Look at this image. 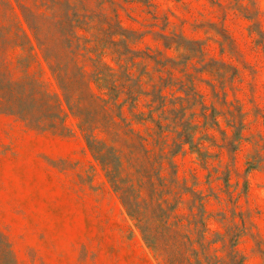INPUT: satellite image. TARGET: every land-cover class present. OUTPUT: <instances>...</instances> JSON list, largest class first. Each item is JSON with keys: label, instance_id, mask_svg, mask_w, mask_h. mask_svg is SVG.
<instances>
[{"label": "rangeland", "instance_id": "1", "mask_svg": "<svg viewBox=\"0 0 264 264\" xmlns=\"http://www.w3.org/2000/svg\"><path fill=\"white\" fill-rule=\"evenodd\" d=\"M0 27L64 117L0 113V264H264V0H0Z\"/></svg>", "mask_w": 264, "mask_h": 264}, {"label": "trees", "instance_id": "2", "mask_svg": "<svg viewBox=\"0 0 264 264\" xmlns=\"http://www.w3.org/2000/svg\"><path fill=\"white\" fill-rule=\"evenodd\" d=\"M25 37V43H30L28 37ZM6 40V35L3 34L0 43L5 44ZM0 113L17 116L41 130L58 131L64 128L61 102L55 93L37 78L12 82L1 70ZM56 119H59L58 124L61 126Z\"/></svg>", "mask_w": 264, "mask_h": 264}]
</instances>
